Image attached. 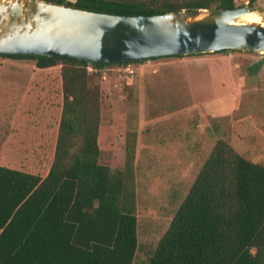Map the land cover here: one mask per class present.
I'll return each mask as SVG.
<instances>
[{"label": "trees", "instance_id": "1", "mask_svg": "<svg viewBox=\"0 0 264 264\" xmlns=\"http://www.w3.org/2000/svg\"><path fill=\"white\" fill-rule=\"evenodd\" d=\"M39 1L122 16L243 6L236 0ZM233 52L241 51L214 54ZM0 57L31 61L41 70L60 65L62 92L46 176L0 165V264H132L137 250L134 143L127 144L122 171L100 162L101 77L87 71L88 66L102 70L128 63ZM148 264H264V165L217 140Z\"/></svg>", "mask_w": 264, "mask_h": 264}, {"label": "rangeland", "instance_id": "2", "mask_svg": "<svg viewBox=\"0 0 264 264\" xmlns=\"http://www.w3.org/2000/svg\"><path fill=\"white\" fill-rule=\"evenodd\" d=\"M242 5L264 23V0H236ZM134 65L131 76L117 66L89 73L101 77L100 162L122 171L127 144L134 143L132 264H148L217 140L264 165V53H205ZM60 68L0 57V145L9 148L3 166L41 177L49 170L62 107ZM22 146L30 159L17 152Z\"/></svg>", "mask_w": 264, "mask_h": 264}, {"label": "water", "instance_id": "3", "mask_svg": "<svg viewBox=\"0 0 264 264\" xmlns=\"http://www.w3.org/2000/svg\"><path fill=\"white\" fill-rule=\"evenodd\" d=\"M250 12L256 11L242 6L122 16L39 0H0V55L108 64L223 50L264 53V26L239 23Z\"/></svg>", "mask_w": 264, "mask_h": 264}, {"label": "crops", "instance_id": "4", "mask_svg": "<svg viewBox=\"0 0 264 264\" xmlns=\"http://www.w3.org/2000/svg\"><path fill=\"white\" fill-rule=\"evenodd\" d=\"M62 98V97H61ZM62 104V103H61ZM62 106V105H61ZM23 144V143H22ZM6 147V144L5 143H3L2 145H0V159H3L4 158V153H6V151H8L9 150V148H5ZM14 150H15V148H14ZM29 150V148L27 149V148H25V147H23L22 146V148L21 147H19L18 149H17V152L18 153H24V155L25 154H27V153H25V151L27 152ZM24 155L23 156H21V157H24ZM24 158H28V159H30L31 158V156L30 155H28L27 154V157H24ZM0 165H2V164H0ZM18 170H20V169H18ZM21 171H24V172H28V173H31V174H34L32 171H26V170H21ZM48 172V171H47ZM47 174V173H46ZM46 174H45V176H46ZM36 175V174H35ZM44 176V177H45Z\"/></svg>", "mask_w": 264, "mask_h": 264}, {"label": "built area", "instance_id": "5", "mask_svg": "<svg viewBox=\"0 0 264 264\" xmlns=\"http://www.w3.org/2000/svg\"><path fill=\"white\" fill-rule=\"evenodd\" d=\"M134 66H135L134 64L128 63L126 65H120V66H117V67H118V69L121 72L125 73L126 75H130L131 76V75H133L135 73ZM93 70H95V69H93L91 66L87 67V71L88 72H92Z\"/></svg>", "mask_w": 264, "mask_h": 264}, {"label": "bare ground", "instance_id": "6", "mask_svg": "<svg viewBox=\"0 0 264 264\" xmlns=\"http://www.w3.org/2000/svg\"><path fill=\"white\" fill-rule=\"evenodd\" d=\"M241 19L245 20V22H247V24L259 23V24H262L264 26V23L260 21V18L256 12H250L249 14L244 15Z\"/></svg>", "mask_w": 264, "mask_h": 264}]
</instances>
